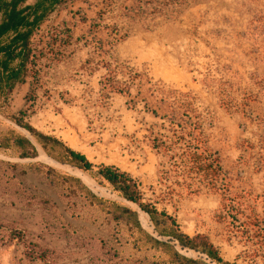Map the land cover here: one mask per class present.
Segmentation results:
<instances>
[{
  "label": "rangeland",
  "instance_id": "1",
  "mask_svg": "<svg viewBox=\"0 0 264 264\" xmlns=\"http://www.w3.org/2000/svg\"><path fill=\"white\" fill-rule=\"evenodd\" d=\"M122 5L138 3L74 0L52 12L32 40L46 50L37 65L33 102L24 101L28 82L17 84L4 110L27 109L26 121L85 154L92 171L113 164L130 173L146 201L175 216L182 231L207 234L224 261L264 264V250H255L245 225L249 216L264 217V94L250 103V118L230 111V80L241 77L246 87L250 74L264 73L263 49H254L250 34L252 20L264 15V0H189L173 18L157 17L150 26L131 23ZM64 28L71 32L69 44ZM125 32L124 40L109 44ZM55 38L62 40L54 43ZM239 94L234 93L238 101ZM177 105L197 116L209 147L221 158L227 191L200 187L189 193L164 173L168 162L152 143L167 133V123L149 109L162 116ZM11 128L29 136L0 114V135ZM37 150L34 158H18L0 149V264H43L28 261L18 241H7L12 228L48 249V264H169L145 245L135 248L122 222L109 221L78 194L69 195L66 185L50 184L44 169L30 165L77 177L96 196L135 209L142 229L156 236L136 205L98 185L89 173Z\"/></svg>",
  "mask_w": 264,
  "mask_h": 264
},
{
  "label": "trees",
  "instance_id": "2",
  "mask_svg": "<svg viewBox=\"0 0 264 264\" xmlns=\"http://www.w3.org/2000/svg\"><path fill=\"white\" fill-rule=\"evenodd\" d=\"M0 0V114L24 129L30 137L19 134L14 129H7L0 135V149L10 150L18 158H34L39 147L48 157L56 162L69 164L76 169L89 173L92 179L100 186H105L111 192L132 202L142 213L146 214L156 236L146 233L139 222L138 212L127 205L96 196L79 178L71 175H61L52 167L41 164H32L33 170L44 169L50 184H64L69 195L78 194L86 204L95 206L109 221L122 222L130 229L134 247L139 249L145 245L158 252L162 263L169 264H237L224 261L218 248L212 243L209 236L204 233L188 234L180 229L175 216L165 209H157L155 204L146 201L140 188V183L125 170L113 164H99L92 171L94 165L85 154L74 150L63 141L49 134H45L32 126L25 118L27 109L17 112L5 111L7 98L17 84L28 82V90L24 101L33 102L35 90L39 82L38 62L45 56L44 47L33 45L32 40L38 34L40 26L48 16L58 7L74 0ZM138 5L124 6V16L130 22H138L146 26L153 25L157 17L163 20L171 19L189 0H135ZM101 12H98L100 15ZM250 34L254 35L255 47L262 48L264 53V15L255 16ZM94 24V23H92ZM90 25V32L91 27ZM66 34L64 42L71 39V32L64 28ZM123 35H114L110 45L124 40ZM93 38V36H92ZM57 42L62 39H52ZM52 42V43H53ZM58 53H56V56ZM264 63V61H263ZM250 82L247 88L240 84L241 77L230 80V111L238 112L246 117L251 114L250 103L257 101L259 95L264 94V73L259 78L253 73L249 75ZM251 85L255 92L248 88ZM116 92L124 94L126 91L112 87ZM239 92V101L234 93ZM221 93L224 95L223 90ZM184 95V94H181ZM227 98V95H226ZM165 101L164 98L159 99ZM225 103V99L223 100ZM227 105V104H226ZM149 112L167 123V133L160 134L153 139L152 147L161 153L168 162V169L164 173H171L174 182L188 189L189 193L200 190V187H210L213 190L227 191L226 171L221 165L219 154L212 150L203 135L202 127L187 107L181 105L171 107L170 113L158 116L154 109ZM250 118V117H249ZM163 126V125H161ZM15 168V164H8ZM20 172L24 173L23 170ZM47 202V201H44ZM241 205L240 203H236ZM230 208H234L233 199H230ZM247 235L255 250H264V217L252 215L245 222ZM3 225L0 224V228ZM16 240L23 246V255L28 260L38 259L48 264V249L39 247L27 239L24 233L17 229H10L7 241ZM181 250H191L199 258L187 257ZM202 257V258H201Z\"/></svg>",
  "mask_w": 264,
  "mask_h": 264
},
{
  "label": "bare ground",
  "instance_id": "3",
  "mask_svg": "<svg viewBox=\"0 0 264 264\" xmlns=\"http://www.w3.org/2000/svg\"><path fill=\"white\" fill-rule=\"evenodd\" d=\"M45 155V154H44ZM42 158H45V157H42ZM46 159H49V158H46ZM49 161V160H48ZM131 204V203H130ZM134 206V205H133ZM136 208V206H134ZM145 220V219H144ZM148 223V222H147Z\"/></svg>",
  "mask_w": 264,
  "mask_h": 264
},
{
  "label": "water",
  "instance_id": "4",
  "mask_svg": "<svg viewBox=\"0 0 264 264\" xmlns=\"http://www.w3.org/2000/svg\"><path fill=\"white\" fill-rule=\"evenodd\" d=\"M130 203H132V202H130ZM139 209V208H138ZM141 211V210H140Z\"/></svg>",
  "mask_w": 264,
  "mask_h": 264
},
{
  "label": "crops",
  "instance_id": "5",
  "mask_svg": "<svg viewBox=\"0 0 264 264\" xmlns=\"http://www.w3.org/2000/svg\"><path fill=\"white\" fill-rule=\"evenodd\" d=\"M24 84V83H23ZM28 137H30V136H28Z\"/></svg>",
  "mask_w": 264,
  "mask_h": 264
}]
</instances>
